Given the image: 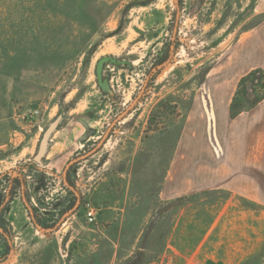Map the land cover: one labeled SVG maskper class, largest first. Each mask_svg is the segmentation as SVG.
<instances>
[{
  "label": "rangeland",
  "instance_id": "obj_1",
  "mask_svg": "<svg viewBox=\"0 0 264 264\" xmlns=\"http://www.w3.org/2000/svg\"><path fill=\"white\" fill-rule=\"evenodd\" d=\"M263 18L264 0H0V264H264L261 100L230 120L209 96ZM103 56L125 61L102 66L111 92L97 82ZM68 125L61 163L50 152ZM188 166L190 189L163 199L167 175L185 185ZM18 172L26 185L10 199ZM138 230L133 253L113 260Z\"/></svg>",
  "mask_w": 264,
  "mask_h": 264
},
{
  "label": "crops",
  "instance_id": "obj_2",
  "mask_svg": "<svg viewBox=\"0 0 264 264\" xmlns=\"http://www.w3.org/2000/svg\"><path fill=\"white\" fill-rule=\"evenodd\" d=\"M221 67L222 70H225V72L222 73L220 84L218 83V86L214 87L211 92H209V96L211 98V101L217 105V109L220 110L221 119H224L226 117L230 120H235L242 113L240 112L236 116L231 117L229 115V104L236 91L239 79L254 68L260 67L264 70V18L256 25H254L251 29H249L245 35L236 40L227 55L224 57ZM252 109H261L264 111V98ZM72 132V125H68L66 127L62 126V128L57 131L58 138L53 145V150L50 152V154H52L51 157H53V155H57L59 158L58 160L61 161V163H63L62 161L68 159L69 155L71 154V150L69 149L72 143V135H70ZM238 143L239 141H237V144ZM183 157L186 156L184 155ZM189 166L187 167L186 175L188 176V178H186L185 185H180L181 179H185V174L180 179L178 177L179 174L174 172L175 170L172 171V174L167 175L165 183L163 184L162 189L159 193V195L163 199H169L175 196L182 195L183 193L188 191V189H190L189 176L191 174V171H189ZM170 167L171 169L174 167V161L172 162ZM111 208L112 210L116 211V213L111 217L112 219L110 221L112 222V225L118 224L117 233L121 235V224L126 219H128V215L125 214L126 207L119 206ZM141 231L142 230H138L134 234L132 243H130V246H128V248L124 249V253L120 254L119 256L116 253L113 254V260L116 259L117 261H121L128 258L133 253L137 245V241L141 235ZM109 241L116 248L120 247V241H115L114 239L110 238V236Z\"/></svg>",
  "mask_w": 264,
  "mask_h": 264
},
{
  "label": "trees",
  "instance_id": "obj_3",
  "mask_svg": "<svg viewBox=\"0 0 264 264\" xmlns=\"http://www.w3.org/2000/svg\"><path fill=\"white\" fill-rule=\"evenodd\" d=\"M177 3H178V5H181L182 0H177ZM175 49H176V46H174L173 49L169 50L168 56L171 55L173 52H175ZM163 61H165V60H163ZM157 74H158V69L155 68V71L153 72L151 79L153 77H155ZM249 86L252 89L253 94L255 96V98L251 99V100H250V97L248 96L249 93L246 92V87H249ZM240 87L245 88V91L243 93L242 92L240 93V91H239ZM259 87L260 88L264 87V70L260 67H257V68L250 70L248 73H246L245 75H243L239 79L236 91L232 97L230 104H229V115L231 117H234L238 113L245 110L244 107L242 106L244 99L249 100L248 101L250 104L249 108L253 107L256 103H258L260 100H262L264 98V93L262 95L258 94V88ZM18 173H19V175H15V176L9 178L10 184H9L8 197L10 199L14 196L13 194H15V190L17 187L21 188V185H24V186L26 185L25 175L21 174V172H18ZM66 179H67L68 183L71 184V180H70L68 173L66 175ZM72 204H73L72 201H69L68 205L65 206L64 210L68 209ZM51 225H53V224H51ZM6 233L7 232L5 231V228L3 226V221L0 217V234L3 237H7Z\"/></svg>",
  "mask_w": 264,
  "mask_h": 264
},
{
  "label": "water",
  "instance_id": "obj_4",
  "mask_svg": "<svg viewBox=\"0 0 264 264\" xmlns=\"http://www.w3.org/2000/svg\"><path fill=\"white\" fill-rule=\"evenodd\" d=\"M105 62H112L116 64L124 63L125 61L123 60H116L115 58L111 56H103L97 61L96 65V76H97V82L100 88L103 91L106 92H111L109 84L107 79L102 78V66ZM61 119V115L57 116L53 121H51L43 130L42 135L40 137V140L37 145L36 152L33 156V158L37 161H39L45 154L47 150V145H48V138L51 135V133L57 128L59 125Z\"/></svg>",
  "mask_w": 264,
  "mask_h": 264
},
{
  "label": "built area",
  "instance_id": "obj_5",
  "mask_svg": "<svg viewBox=\"0 0 264 264\" xmlns=\"http://www.w3.org/2000/svg\"><path fill=\"white\" fill-rule=\"evenodd\" d=\"M85 218L88 223H93L96 219V208L89 202H85Z\"/></svg>",
  "mask_w": 264,
  "mask_h": 264
}]
</instances>
